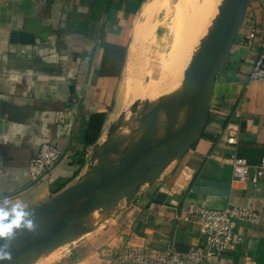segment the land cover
<instances>
[{"label": "crops", "instance_id": "obj_1", "mask_svg": "<svg viewBox=\"0 0 264 264\" xmlns=\"http://www.w3.org/2000/svg\"><path fill=\"white\" fill-rule=\"evenodd\" d=\"M173 1L167 0L164 10L182 30L177 43L165 49L157 26L146 28L142 22L158 12L159 0H0V207L10 211L22 203L25 211L35 209L82 185L88 152L99 141L107 149L102 141L109 139L105 130L110 104L118 92H124L121 89L128 79L138 76L135 90L139 94L146 78L172 85L173 77L188 75L187 60L196 59L191 45L198 35L203 33L205 38L207 27L214 32V10L225 8L228 0H199L193 5L176 0L170 8ZM253 12L256 4L251 2L246 19ZM241 35L217 75L215 87L225 86V96L221 94L216 102L212 96L208 123L195 142L169 165L152 166L148 176L156 186L152 196L137 193L129 201L122 194L114 206L105 207L108 211L98 210L97 224L81 231L79 239L71 235L65 252L70 254L77 246V257L70 264H115L128 247L186 253L203 242L199 217L190 209L223 210L227 205L260 211V222L240 223L237 250L212 264H264V179L259 183L236 180L226 163L237 154L257 164L264 149V83L247 82L257 53L240 42ZM176 94L173 100L179 98ZM133 99L148 100L153 110L164 107L145 95ZM62 111L70 113L64 124L56 119ZM158 114L168 120L152 135L153 141L172 134L166 124L173 112L168 108ZM144 115L150 117L149 132L139 139L143 145L133 147L137 156L149 142L152 125L160 123L157 114ZM181 118L185 129L191 121ZM197 118L198 123L203 121L202 109ZM232 121L239 127L233 146L223 138L224 128ZM141 127L136 135L144 133L146 127ZM44 144L59 148L65 156L50 175L33 183L30 163ZM108 155L103 153L107 159ZM200 177L229 183V195L193 193ZM158 193L178 201L171 206L155 204Z\"/></svg>", "mask_w": 264, "mask_h": 264}, {"label": "water", "instance_id": "obj_2", "mask_svg": "<svg viewBox=\"0 0 264 264\" xmlns=\"http://www.w3.org/2000/svg\"><path fill=\"white\" fill-rule=\"evenodd\" d=\"M251 2L252 0L227 1L218 31L210 45L203 50L200 59L194 64L189 81L185 82L186 93L180 100L170 102L164 107L156 108L150 113L151 115L162 113L169 107L179 104L193 109L195 113L202 109L204 113L203 121L198 123L199 125L197 126H194L196 124L192 126L190 123L177 134H165L158 141H152L153 137L150 136L147 146L140 152V155H132L121 162L112 174L96 173L94 175L96 178L95 182L76 186L63 197L54 199L42 207L35 208V214L32 217L35 230L32 232L26 230L23 235H15L9 241L12 252L15 250L13 252V261L19 262L25 256H32L48 250L62 243L71 235H75V231L72 228L73 224L84 220L92 212L93 208L91 206L87 205L85 211L76 219H70L59 224L52 221V216L62 211L73 198L81 194L86 198L91 193L106 197L112 191L113 196L128 195L129 201H132L135 198L137 187L142 183L140 173L145 166L148 165L150 170L157 163L167 166L180 156L188 145L195 142L196 136L208 123V106L212 101L217 75L228 59L239 36ZM174 142H180V145H172ZM230 186L229 183L211 181L200 177L195 181L192 192L200 195L228 196ZM173 201H178V198L165 193H158L154 203L171 206ZM31 210L26 211L31 212ZM44 223L50 224L48 231L51 233L46 238L37 240V228ZM19 245L21 247L16 249Z\"/></svg>", "mask_w": 264, "mask_h": 264}, {"label": "rangeland", "instance_id": "obj_3", "mask_svg": "<svg viewBox=\"0 0 264 264\" xmlns=\"http://www.w3.org/2000/svg\"><path fill=\"white\" fill-rule=\"evenodd\" d=\"M154 1V0H149ZM176 0L172 2L170 5L172 8ZM167 0H159V3L161 7L158 10L157 13L153 14V18L147 17L145 19H142V22L144 25H146V28L156 25L157 26V36L161 42V44L167 48L170 44L174 46V44L177 43L176 40H178V36L180 34V31L182 29H177V24L174 19L169 18V14H167V10H164L167 4H165ZM183 5L188 4H198L199 0H182L181 2ZM165 4V5H164ZM168 8V7H167ZM171 10V9H170ZM208 15V14H206ZM186 31L187 29H183ZM175 33L174 35L170 34V32ZM172 36V37H171ZM206 38L203 37V33L199 35V38L196 41V44H192L191 46L195 50V53L193 54L194 58H199L202 54L203 50L207 47L208 42L204 41ZM173 44H172V43ZM197 47V49H196ZM198 59V60H199ZM196 61V60H195ZM195 61H188L187 60V67H188V75H179L176 77H173V83L172 85H169L168 82L162 79L161 82L157 81L160 79H156L155 81H152L153 78H146L144 82H147V85H139L140 87L139 94H137L135 87H136V78H130L127 82H125L122 86V91L124 92H118L117 96L113 100V102L110 104L109 109V122L108 126L105 130L107 134L109 135V139L105 141L104 139L102 143L105 144V149L100 141L88 152L86 164L87 171H85V178L83 177L82 184L86 183H93L96 181L95 174L96 173H105V174H112L119 164L129 157H131L134 154L133 147L138 146L139 139L144 140L145 134L149 132L146 129L148 128V122L150 121V117H147V115H144L145 112L152 113L150 111H153V108L150 107L151 103H149L148 100L141 101L133 99L141 97L142 95H145L146 98L155 99L156 101H159L162 103V105L166 106L168 103L173 101H178L181 99V97L186 93L185 89V82L189 81V77L191 76V71H189L190 66ZM197 62V61H196ZM159 63V62H158ZM186 63V62H185ZM195 64V63H194ZM148 68V67H147ZM151 69V68H150ZM158 72V71H157ZM156 72V73H157ZM156 78H159V74H157ZM143 82V83H144ZM179 82V83H178ZM178 83V84H177ZM124 88V89H123ZM173 89V90H172ZM135 90V91H134ZM179 92V98L176 100H173L174 94ZM124 96H123V95ZM176 94V95H177ZM124 104H120L121 101L124 99ZM170 111L173 112L174 115H172V120L166 126H168L171 129L172 135L177 134L180 132V129H182L183 122H182V116L184 119H188L191 121V125L194 124L197 125L198 123V113L193 112V109H189L184 105H173L169 107ZM153 117V115H151ZM165 114L156 115V120L161 123H155L152 125V130L148 134V137L152 136L153 134H157L161 130V126L164 125V122L167 121L165 119ZM181 116V117H180ZM142 117V119H141ZM171 115L168 114L167 118H170ZM141 119V120H140ZM147 119V120H146ZM141 125H140V123ZM141 129H144V133H141L140 135H136L138 131ZM150 126V124H149ZM164 128V127H163ZM184 129V128H183ZM146 131V133H145ZM104 132V133H105ZM167 134V133H166ZM153 141V139H152ZM144 141H141L140 145H143ZM146 143V141H145ZM172 145L178 146L180 145V142H174ZM144 147V146H141ZM139 151V150H138ZM109 152L108 159L106 156L103 157V153ZM163 154V153H162ZM86 166V165H85ZM106 170V171H105ZM150 170V167L147 165L143 168L142 172L140 173V179L142 183L137 187L135 192V197L138 193L140 197L152 196L154 194V191L156 190V186H152L151 182H149L148 178V172ZM69 190H66L59 194L55 198H49L47 201L41 203L38 207H42L44 205L49 204L54 199L63 197L64 195L70 193L73 189L68 188ZM113 197V198H112ZM117 197L113 196V192L111 191L110 194L106 197L100 196L96 193H91L86 198L81 194L77 197L73 198L67 206H65L62 211L55 213L52 216V221L56 224L65 222L70 219H76L79 217L86 209V206H91L93 208L92 212L82 221L76 222L73 224L72 228L75 231V235L78 239L80 237V232L83 230H87V228H91L92 226L97 224L98 218H100V212L98 210L102 209L101 207H112L117 203ZM135 199V198H134ZM92 200V201H91ZM108 202V204H106ZM106 204V205H105ZM35 207V208H38ZM104 211H108V209L105 208ZM96 218V220H94ZM50 227L49 223H44L43 225L38 226L37 228V234L38 238L37 240H41L46 238L50 235V231H48V228ZM87 227V228H86ZM27 229H24L23 227L16 232L15 235H23V233ZM93 232V231H92ZM86 237V236H85ZM68 239L63 241L62 243L45 250L43 252L34 254L32 256H25L24 258L20 259L19 262L13 261L11 264H70L72 261L77 257V254L75 253V246L72 248V252L68 254L65 252L64 245L67 243ZM82 242L79 241V243ZM21 245H19L16 249H19ZM64 248V249H63ZM15 251V250H14ZM13 251V252H14ZM12 252L13 256L14 253Z\"/></svg>", "mask_w": 264, "mask_h": 264}, {"label": "built area", "instance_id": "obj_4", "mask_svg": "<svg viewBox=\"0 0 264 264\" xmlns=\"http://www.w3.org/2000/svg\"><path fill=\"white\" fill-rule=\"evenodd\" d=\"M256 12L247 18L240 32V42L247 48L256 51L247 76L249 85L264 83V0H252ZM57 122L64 124L70 119V113L59 112ZM239 127L234 121L229 122L223 130V138L228 145H236ZM65 152L59 148L44 144L29 167L33 183H39L52 173L63 160ZM226 163L230 165L236 180L246 183H259L264 179V149L260 162L249 163L245 158L232 154ZM190 212L199 217L202 244L180 253L174 249L161 251L128 247L116 260L115 264H212L217 259L237 250L240 238L236 231L240 223L257 225L261 213L255 209L227 205L223 210H209L192 207Z\"/></svg>", "mask_w": 264, "mask_h": 264}, {"label": "clouds", "instance_id": "obj_5", "mask_svg": "<svg viewBox=\"0 0 264 264\" xmlns=\"http://www.w3.org/2000/svg\"><path fill=\"white\" fill-rule=\"evenodd\" d=\"M6 199V198H5ZM35 210L25 211L22 203L12 206L11 210L0 207V264H11L13 254L9 241L22 227L28 232L35 230L32 217Z\"/></svg>", "mask_w": 264, "mask_h": 264}, {"label": "bare ground", "instance_id": "obj_6", "mask_svg": "<svg viewBox=\"0 0 264 264\" xmlns=\"http://www.w3.org/2000/svg\"><path fill=\"white\" fill-rule=\"evenodd\" d=\"M225 8L216 7L215 10H214V13H213V18H214V21H215L214 32L213 31L211 32V30L208 27L206 28V32H205V38L206 39L204 41H207L208 42L207 46L210 45L209 43L213 40L214 35L216 34V32L218 31V29H219V27L221 25V19H222V15H223V13L225 11ZM198 37H199V35H198ZM195 39H196V37H195ZM198 59L199 58H197L195 60L198 61ZM195 60H192V61H195ZM196 61L194 63H196ZM194 63L190 66L189 71L194 66Z\"/></svg>", "mask_w": 264, "mask_h": 264}, {"label": "trees", "instance_id": "obj_7", "mask_svg": "<svg viewBox=\"0 0 264 264\" xmlns=\"http://www.w3.org/2000/svg\"><path fill=\"white\" fill-rule=\"evenodd\" d=\"M225 92H226L225 86L217 84L214 90V94H213V101L216 102L218 99V96L221 97V94L225 96Z\"/></svg>", "mask_w": 264, "mask_h": 264}]
</instances>
